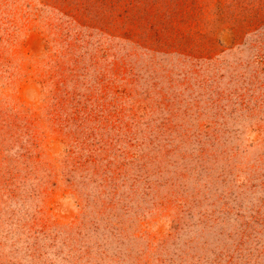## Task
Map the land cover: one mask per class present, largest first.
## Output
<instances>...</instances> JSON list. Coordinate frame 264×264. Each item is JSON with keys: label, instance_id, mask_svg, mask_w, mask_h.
Segmentation results:
<instances>
[{"label": "rangeland", "instance_id": "374dc122", "mask_svg": "<svg viewBox=\"0 0 264 264\" xmlns=\"http://www.w3.org/2000/svg\"><path fill=\"white\" fill-rule=\"evenodd\" d=\"M0 264H264V0H0Z\"/></svg>", "mask_w": 264, "mask_h": 264}]
</instances>
